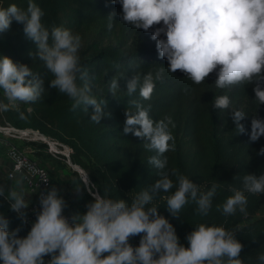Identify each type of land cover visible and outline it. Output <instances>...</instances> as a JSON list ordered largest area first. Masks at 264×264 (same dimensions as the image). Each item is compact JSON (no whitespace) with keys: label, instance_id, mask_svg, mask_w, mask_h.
Returning <instances> with one entry per match:
<instances>
[{"label":"clouds","instance_id":"1","mask_svg":"<svg viewBox=\"0 0 264 264\" xmlns=\"http://www.w3.org/2000/svg\"><path fill=\"white\" fill-rule=\"evenodd\" d=\"M122 6L121 21L136 29L151 33L158 55L168 61L170 73L180 71L195 84H201L216 72L218 89L254 84L255 100L264 104V0H113ZM116 13L109 14L108 28ZM44 12L29 0L25 9L16 3L0 6V33L8 31L13 21L23 25L26 37L37 47V57L52 75L50 87L70 98L73 110L89 106L90 120L100 123L105 115L104 102H98L82 69L79 57L81 37L71 30L53 26L49 30L42 22ZM159 26V27H156ZM166 37V38H165ZM164 79V68L143 75L134 73L127 80V95L137 92L143 100L151 99L155 82ZM83 81V83H80ZM120 88L113 79L110 91ZM43 81L27 64L0 56V93L7 103L0 102V112L14 110L20 120H27L21 105L38 101L44 93ZM228 95L215 96L213 108L228 109ZM140 100H129L124 133L143 139L144 148L155 153L148 164L158 170L159 179L139 192L132 202L123 198L111 199L93 194L87 211L64 215L66 201L56 187L40 195V210L26 236L20 227L9 230V220L0 214V264H244L243 244L235 231L220 225L200 223L187 236V246L181 244L170 220L161 215L153 203L159 193H169L166 208L179 219L190 201L199 215L207 216L219 185L213 183L207 191L177 169L168 168L165 153L175 150V138L169 125L171 117L154 121ZM242 110H233L232 119L237 133L246 131L240 123ZM264 136V119L251 120L250 140ZM171 142V143H170ZM258 155H264L261 148ZM175 177V183L172 179ZM242 190L231 189L220 206L225 216L237 210L246 214L248 199L245 193L264 194V174H245ZM80 188H77V192ZM0 197L9 201L10 209L27 223L29 201L25 193L0 185ZM35 211V210H34ZM140 236L139 244L130 241ZM50 256L47 261L45 257ZM264 264V254L259 255Z\"/></svg>","mask_w":264,"mask_h":264},{"label":"trees","instance_id":"2","mask_svg":"<svg viewBox=\"0 0 264 264\" xmlns=\"http://www.w3.org/2000/svg\"><path fill=\"white\" fill-rule=\"evenodd\" d=\"M33 2L43 10L42 22L49 30L60 26L81 37L78 53L81 67L87 71L88 82L98 102L106 101L104 111L111 115L94 123L90 120L91 106L87 112L83 106L73 110L70 98L50 87L53 77L37 57L36 44L26 37L23 25L13 21L8 31L0 33V56L7 55L31 67L43 81L45 90L35 103L20 106L26 114L28 107L32 109L26 121L20 120L16 111L9 110L0 112V125L37 129L62 142L68 148L70 160L87 173L91 191L114 200L123 198L130 204L139 192L160 178L158 170L148 164V157L155 153L144 148L143 139L124 133L129 100H140L146 108L150 106L149 115L154 121L171 117L175 125H169L175 138V150L165 153L168 168L179 170L193 182L205 181L208 187L213 183L219 185L214 205L207 216L201 217L200 223L222 225L235 231L236 238L244 246L241 252L244 264H260L258 257L264 254V214L252 217L264 201V194L245 193L248 199L246 214L237 210L235 215L225 216L220 208L233 195L231 189L242 190L245 174H264V155H258L264 148V136L257 141L250 140L252 118L264 119V104L259 105L255 100V85L218 89L216 72L201 84L193 83L180 71L170 73L168 61L159 57L156 41L151 38L155 29L145 32L121 21L122 6L113 0ZM11 3L26 10L29 0H0V6L7 7ZM111 13L116 15L109 29ZM160 67L164 68V79L155 82L151 99H141L138 92L133 97L127 95V80L134 73L143 78L144 74ZM113 79H117L120 86L115 95L110 91ZM218 95L229 96L228 109L213 108ZM0 102L7 103L2 93ZM234 109L246 114L240 122L246 129L244 133H237L232 119ZM95 154L101 157L96 158ZM172 179L175 183V177ZM175 190L174 186L171 192ZM171 192L159 193L154 198L159 212L166 208V197ZM86 196L89 202L93 200L90 191ZM3 215L9 220L10 231L20 227L19 235H27L32 223L22 224L18 214L11 210ZM140 238L133 237L130 242L136 246Z\"/></svg>","mask_w":264,"mask_h":264},{"label":"rangeland","instance_id":"3","mask_svg":"<svg viewBox=\"0 0 264 264\" xmlns=\"http://www.w3.org/2000/svg\"><path fill=\"white\" fill-rule=\"evenodd\" d=\"M2 127L3 129H0V185H3L6 191L7 189L22 190L25 193V199L29 201V205L35 204V201L40 203L39 192L46 194L52 187H56L59 194L66 201L65 213L73 215L77 212H86L89 203L86 192L89 190L87 184L81 178L82 173L73 172L74 169L67 158L62 156L63 153L68 152L67 146L49 136H46V140L42 134L37 132L23 134L22 131L12 126L4 125ZM42 143L46 144L43 145ZM14 151L27 161L34 162L37 167L46 170L47 183L44 186H39L37 176L28 173L26 169L18 171L14 177L9 176L8 172L10 171L12 152ZM95 156L96 158L101 157L99 154H95ZM195 183L200 186L201 190L207 191L210 189L205 181H195ZM77 188H80L79 192H77ZM196 208V204L190 201L185 205L179 219L174 218L167 208L160 211V214L167 217L173 224L181 244L185 246H187L186 234L194 230L202 217L197 213ZM9 210H11L9 201L0 197V214H5ZM263 214L264 201L252 218Z\"/></svg>","mask_w":264,"mask_h":264},{"label":"built area","instance_id":"4","mask_svg":"<svg viewBox=\"0 0 264 264\" xmlns=\"http://www.w3.org/2000/svg\"><path fill=\"white\" fill-rule=\"evenodd\" d=\"M20 131H22L23 134H28L32 132V131H27L26 129H22ZM22 169H26L28 173L35 174L37 176V181L39 186L40 185L44 186L47 183V172L45 169L37 167L34 162L27 161L24 157H22L20 154H17L15 151L12 152V162L10 166V171L8 172L9 176L14 177V175ZM41 193L44 192H39V196L41 195ZM39 210H40L39 201L37 202L35 201V204L29 205L26 211L28 217L27 222L33 223L36 219V212ZM64 215L69 218H71L72 216L69 213H65V212ZM48 259H50V256L45 257L46 261Z\"/></svg>","mask_w":264,"mask_h":264},{"label":"water","instance_id":"5","mask_svg":"<svg viewBox=\"0 0 264 264\" xmlns=\"http://www.w3.org/2000/svg\"><path fill=\"white\" fill-rule=\"evenodd\" d=\"M0 129H3L2 126H0ZM15 129H18V128H15ZM19 130H22V129H19ZM27 131H32V132H37L39 133V131L37 129H30V128H26ZM41 134V133H40ZM44 136V138L46 139V135L42 134ZM47 140V139H46ZM53 143V142H51ZM54 144V143H53ZM66 158H67V161L70 163V165L72 166V168L76 171H78L79 173H82L81 175V178L84 180V182L87 184V187H88V190L90 191L91 195L93 196V194H98L96 191H91L90 188H89V179H88V175L87 173L83 170V168L76 164V163H73L70 158H69V153H63ZM99 195V194H98Z\"/></svg>","mask_w":264,"mask_h":264}]
</instances>
